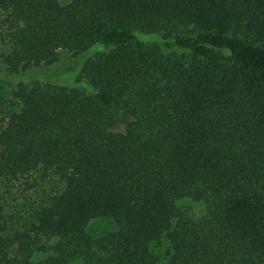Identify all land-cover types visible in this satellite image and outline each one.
Listing matches in <instances>:
<instances>
[{"label":"trees","instance_id":"obj_1","mask_svg":"<svg viewBox=\"0 0 264 264\" xmlns=\"http://www.w3.org/2000/svg\"><path fill=\"white\" fill-rule=\"evenodd\" d=\"M98 44L93 93L12 89L0 178L61 187L0 264H264V0H0L12 67Z\"/></svg>","mask_w":264,"mask_h":264},{"label":"rangeland","instance_id":"obj_2","mask_svg":"<svg viewBox=\"0 0 264 264\" xmlns=\"http://www.w3.org/2000/svg\"><path fill=\"white\" fill-rule=\"evenodd\" d=\"M70 2L71 0H60L63 6ZM138 37L145 42H152V40L155 42L156 39V36L146 34H140ZM162 45L166 48L164 44ZM168 49L171 52L177 51L176 48ZM108 50L109 48L104 44H98L77 55L61 52L53 64L17 67H12L8 63L7 55L0 51V126L6 117L12 89L19 85H57L93 93L92 85L80 78L82 69L88 60ZM60 187L61 183L57 179L39 177L37 174L30 176L28 181L0 178V225L10 232L27 230L40 210L49 203L51 195ZM181 205L189 208L197 218L206 212V205L202 202L183 200ZM114 227L111 220L102 218L91 222L88 231L94 237H100L114 231ZM161 245L164 246L162 242ZM38 256L36 260H41L48 254Z\"/></svg>","mask_w":264,"mask_h":264}]
</instances>
